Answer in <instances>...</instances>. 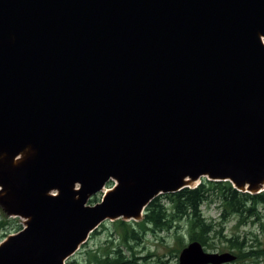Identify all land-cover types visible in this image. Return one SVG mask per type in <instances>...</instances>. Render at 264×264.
<instances>
[{
	"label": "water",
	"instance_id": "1",
	"mask_svg": "<svg viewBox=\"0 0 264 264\" xmlns=\"http://www.w3.org/2000/svg\"><path fill=\"white\" fill-rule=\"evenodd\" d=\"M201 178L263 190L264 0H0V264H65Z\"/></svg>",
	"mask_w": 264,
	"mask_h": 264
},
{
	"label": "trees",
	"instance_id": "2",
	"mask_svg": "<svg viewBox=\"0 0 264 264\" xmlns=\"http://www.w3.org/2000/svg\"><path fill=\"white\" fill-rule=\"evenodd\" d=\"M159 196L145 208L140 222L117 220L111 223L109 236L115 238L116 243L112 245L113 241H110L107 248L89 254V264H144L145 260L136 256L135 250L144 243L147 235L173 232L175 242L180 247L183 246V238L186 235L189 243L197 241L202 247L209 249L215 248L217 243L221 244L220 221L235 218V229L247 222L253 226L257 225L259 232L263 229L264 215L262 217L260 214L259 206L264 208V191L250 195L237 192L228 182L203 179L196 188H185L177 193ZM96 202V198H93L89 203ZM207 204H213L219 210L218 222L204 217L201 208ZM10 224V221L4 219L0 221V231ZM20 229L21 227L17 226L15 232ZM248 234V237L244 236L241 240L238 235L234 236L229 245L227 244L228 249L236 251L243 260L264 258L261 247L254 245L256 235L252 232ZM218 249L220 251L224 248L220 249L219 246ZM170 252L172 256L178 253L177 250Z\"/></svg>",
	"mask_w": 264,
	"mask_h": 264
},
{
	"label": "rangeland",
	"instance_id": "3",
	"mask_svg": "<svg viewBox=\"0 0 264 264\" xmlns=\"http://www.w3.org/2000/svg\"><path fill=\"white\" fill-rule=\"evenodd\" d=\"M203 180V178L200 179L199 183ZM198 183V184H199ZM197 184V185H198ZM196 185V186H197ZM111 186L107 185L106 188L109 189ZM264 188V187H263ZM102 194H99L95 196L96 203L100 201ZM159 197H162L159 196ZM96 203H92L89 205H94ZM202 212L205 218L212 221H217L219 218V210L213 205V204H207L202 206ZM260 214L264 215L263 208L259 206ZM10 221V225H6L1 231H0V243L7 238L9 235H13L16 232V227L20 226L23 228V221L19 218H8L4 215L2 210L0 209V221L2 220ZM113 222H104L102 225L99 226L97 230H95L96 233L90 234L89 239L86 243H84L82 246H80L79 250L70 257L65 264H89V254L94 253L95 251H98L100 249H105L108 247V243L110 241H113L114 245L115 238H110L109 236V229L112 227ZM235 226V219L230 220L228 223L225 224V229L223 232V235H225V232L227 233V236L229 237L232 235L233 227ZM256 235L258 240H262L260 232L257 231L255 226L249 225L245 228H240V230L237 231V234L239 236V239L241 240L246 233L251 232ZM250 242V240H249ZM189 243L188 238L186 235L183 238V246L180 247L175 242V237L173 232H167V233H161L156 236L153 235H147L144 239V243L139 246L135 250L136 256L143 258L144 264H178V255L180 251L186 247V245ZM215 243V241H214ZM250 244V243H249ZM226 248V245L223 243L222 245L217 243V246L215 244V248H204L206 252L210 253H219L218 247ZM177 250L178 253L174 254L175 256L170 255V251ZM263 261V259H259V262ZM161 262V263H160Z\"/></svg>",
	"mask_w": 264,
	"mask_h": 264
},
{
	"label": "flooded vegetation",
	"instance_id": "4",
	"mask_svg": "<svg viewBox=\"0 0 264 264\" xmlns=\"http://www.w3.org/2000/svg\"><path fill=\"white\" fill-rule=\"evenodd\" d=\"M263 211H264V208H263ZM235 218L233 219H230V220H234ZM229 220V221H230ZM228 220H226L225 222L224 221H220V226H219V239H220V245H222L223 243L226 245V248H224L223 250H220L219 254L221 253H230L232 255L235 256V260L229 264H264V258H261L263 259V261L259 262V259H246V260H243L241 259L239 256H238V253L236 251H231L228 249L227 247V244L229 245L230 241L234 238V236H237V231L240 230V228H245L247 226H249V222H247L244 226H241L240 228H237L233 229L232 231V235H230L229 237L227 236V233L225 232V235H223V232H224V229H225V224L229 222ZM236 221V219H235ZM262 224H263V229L260 231V235H261V238L262 240H258L257 237H256V241H254V245H259L261 247V249L264 251V220L262 221ZM259 232V231H258ZM248 233H246V235L244 236H247L248 237ZM246 239V238H245ZM222 247H220L221 249Z\"/></svg>",
	"mask_w": 264,
	"mask_h": 264
}]
</instances>
